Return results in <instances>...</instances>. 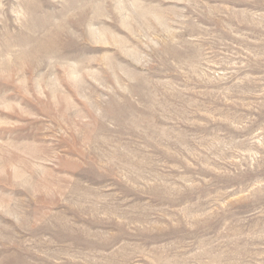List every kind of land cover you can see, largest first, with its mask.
<instances>
[{"label": "rangeland", "instance_id": "rangeland-1", "mask_svg": "<svg viewBox=\"0 0 264 264\" xmlns=\"http://www.w3.org/2000/svg\"><path fill=\"white\" fill-rule=\"evenodd\" d=\"M0 264H264V0H0Z\"/></svg>", "mask_w": 264, "mask_h": 264}]
</instances>
